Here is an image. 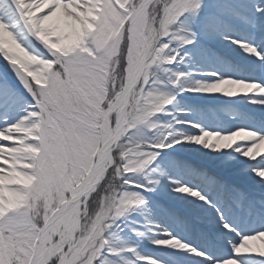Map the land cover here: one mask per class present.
Here are the masks:
<instances>
[{"label":"rangeland","instance_id":"1","mask_svg":"<svg viewBox=\"0 0 264 264\" xmlns=\"http://www.w3.org/2000/svg\"><path fill=\"white\" fill-rule=\"evenodd\" d=\"M48 2L57 3V8L60 10L56 17L60 25L56 42L53 43L52 33L47 30L43 22L39 26L33 22V27L38 29L37 37L46 46L62 56L80 52L96 59L92 48L85 46L86 38L94 34L99 44L98 51L102 49L106 53V61L102 62V66H96L97 76L89 99L94 106L107 110L109 113L103 117L89 105L91 124L97 140L90 157L93 163L84 176L76 182L75 187L78 188L91 170L94 158L103 145L104 135L108 131L106 119L111 127H114L118 111L122 107L120 92L126 85L129 72L128 68L123 67L125 59L123 32L127 17L121 18L115 9L106 13V0H86V3L82 5L83 12L77 10L76 18L71 19L64 15L66 6L60 4L58 0H48ZM211 2L212 0H206V4ZM115 3L124 9L128 0H115ZM233 3L238 6L242 15L249 18L255 16V23L258 26L255 30L243 21L229 20L216 33L210 36L201 33L195 45L181 49L180 56H184L185 52L189 53L183 62L178 56L174 64L163 67L156 65L151 69L143 60L142 73L137 84L139 87L136 86L132 92L127 123L108 159L107 168L112 165L114 159L119 161L123 158L122 151L132 156L142 155L144 151L156 152V158L145 170L129 174L136 183L145 185L147 190L135 187L127 190L139 192L144 197L145 203L131 207L124 216L116 219L109 216L103 208L100 212L94 213L97 201L106 193L111 196L121 186L118 176L122 173L118 169L102 186L98 196L91 202L88 198L84 199L82 201L84 207H79L75 216L64 219L62 225L67 230L69 238H76V233L81 232L84 225L88 224L87 235L81 239L86 243L94 244L106 230V226L101 228L97 221L99 220L102 224L104 220H107L111 223V227L106 232V237L112 247L124 250L119 256L110 257L115 264H145L144 260L138 259L139 257L153 258L158 264H212L215 259L227 258L231 254V243H238L243 235L252 234L264 228V204L261 203L264 201V182L252 171L253 168L264 166V157L252 160L236 151L237 147L241 149L247 147L250 143L248 141L238 142V145L232 148L217 150L205 148L202 144L184 139L202 135L203 131H210V135L213 136L229 134L239 129L264 134V103L253 102L264 100V96L242 94L227 97L219 93L208 94L183 90L194 87L198 81L210 83L221 77L264 84V59L260 58L264 56V17L255 15L253 12V5L258 3V0H233ZM208 10L206 8L205 12ZM197 31L200 32L199 27ZM225 35L237 41L246 40L257 48L260 56L256 53H247L238 44L224 39ZM4 48L15 51L19 46L15 44L11 34L6 32L5 26L0 25V49ZM129 58L127 54L128 61ZM27 59L29 64L40 65V69L35 74L29 73V75L33 76L40 87L46 88L48 81L43 73L52 71L53 62L40 60L37 57H27ZM201 65H205V68ZM196 66H200L201 73L217 75H211V79H208L201 74H194ZM175 72L186 74L176 86L170 82L174 79ZM151 75H155L157 79L163 81V84L160 88L154 86L153 91L149 93L144 89V84L148 82ZM4 81L18 89L24 100L31 102L32 98L20 85L11 66L3 56H0V83ZM112 93H115V96L109 99ZM165 94L169 97L175 96L172 104L167 106L163 104L161 96ZM23 108L24 105L7 111L0 108V128L5 126V119L7 123H15L24 116L26 113ZM158 111L162 113L157 114ZM11 113H15V116L11 117ZM153 124L156 125L154 130L151 127ZM166 125H171V128L168 129ZM15 131L19 133V137L10 135L3 138L18 139L19 143L10 149L0 148V160L9 165L7 169H0L2 173L0 174V218H4L10 212L25 210L29 207L35 209L37 206L43 209L49 218L70 196H61L55 179L40 163L43 156L41 148L28 142L29 140L39 142L40 136L35 135L38 129L25 128ZM125 136L127 140H124ZM166 136L165 143L171 144V147L163 149L151 147L160 142L161 137ZM174 141L180 142L174 143ZM218 142H210L208 137H205L203 141L212 148H215ZM231 142L225 141L228 144ZM134 149L138 151H133ZM260 151L264 153L263 149ZM135 163V160H129V164L135 165ZM38 165L40 174L36 175L34 170ZM125 170L134 171V168L126 167ZM191 175L198 178L197 183L193 181ZM204 176H207L209 181L212 179L211 183H204ZM149 179L154 183L149 184ZM181 185L200 191L206 200L202 201L188 193L174 191V188ZM235 187L247 194V199L242 203L234 202L221 194L233 191ZM95 190L96 187L92 192ZM226 199L229 201L228 204ZM206 201L212 203L209 204ZM250 201L252 203L248 205L247 202ZM252 204L256 206V213ZM183 208L190 211L194 217L187 216ZM217 208L223 209L226 220L236 228L240 233L239 236L223 227L216 215ZM233 211L235 214L241 213L245 219L232 222L230 217ZM161 218L165 219L163 224L160 221ZM200 218H208V222L220 230V237L214 236L216 244L213 247L208 244L210 248L200 249L189 238L194 236V220H200ZM168 234H171V238H178L181 242L207 255L196 256L186 250L172 248L179 247V243L175 241H165L172 247L155 243V241L170 238ZM129 248L134 251H127L126 249ZM242 248L264 250V236L247 238ZM149 264H155V262L149 261ZM226 264H234V262H226ZM245 264H249V261L245 260Z\"/></svg>","mask_w":264,"mask_h":264},{"label":"snow or ice","instance_id":"2","mask_svg":"<svg viewBox=\"0 0 264 264\" xmlns=\"http://www.w3.org/2000/svg\"><path fill=\"white\" fill-rule=\"evenodd\" d=\"M58 2L66 6L64 15L71 19L76 18L77 10L83 12L82 5L86 3V0H78V4L77 0H58ZM206 8L209 9L207 12H205ZM112 9H115L121 18L127 17L123 32L125 49L123 67L125 69L128 68L129 63L128 51H133L134 55L142 58L144 63L153 69L156 65L163 67L176 63L181 49L195 45L201 33L209 36L216 33L229 20L243 21L253 30L258 27L255 23V16L249 18L242 15L233 0H212L210 4H206V0H128L124 9H121L115 0H106L105 12L110 13ZM59 12L57 3H49L48 0H2L0 3V25L5 26L6 32L11 34L15 44L19 46L15 51H9L7 48L0 49V56L8 62L20 85L32 98L29 103L20 95L19 90L10 86L7 81L0 83V108L7 111L24 105L23 110L26 113L15 123H7L5 119V126L0 128V134H2L0 148L10 149L19 143L18 139L3 138L10 135L19 137L16 129H38L35 135L40 136L39 142L35 140L28 142L41 148L43 156L40 163L55 179L63 197L72 196L78 191L75 188L76 182L84 176L93 163L90 157L97 137L91 124L88 100L97 76L96 66H102V62L106 61V53L102 49L98 51L99 44L94 34L86 38L85 46L92 48L96 59L80 52L62 56L46 46L37 37L38 29L33 27V22L37 26L43 22L47 30L52 33L51 39L55 43L60 27L56 21ZM253 12L255 15L264 17V0H258V3L253 5ZM197 27L200 32L197 31ZM224 39L238 44L247 53H256L260 56L257 48L246 40H233L227 35ZM188 55L189 53L185 52L184 56H180L181 62ZM27 57H37L40 60L53 62L52 71L43 73L48 81L46 88L40 87L33 76L29 75V73L35 74L40 69V65L29 64ZM260 58L264 59V56ZM185 75L183 72H175L173 73L174 79L170 82L174 86L179 85ZM211 75L217 74L211 73ZM162 84L163 81L151 75L148 82L144 84V89L151 93L154 86L160 88ZM183 90L208 94L219 93L227 97L242 94L264 96V84L231 77H221L210 83L198 81L194 87ZM113 96L115 93H112L109 99ZM161 100L167 106L173 103L175 96L169 97L165 94L161 96ZM253 102L264 103V100ZM159 113L162 112L158 111L157 114ZM151 127L154 130L156 125L153 124ZM166 127L170 129L171 125H166ZM241 130L247 135H241ZM205 137H208L210 142H219L215 148L209 147L208 144L203 143ZM184 139L202 144L205 148L217 150L232 148L238 145V142L248 141L250 143L247 147L243 149L237 147L236 151L252 160L264 157V153L258 147L264 143V134H257L251 130L239 129L219 136L210 135V131H203L202 135ZM124 140H127V136ZM165 140L167 136L161 137L160 142L151 147L158 149L171 147L172 145L165 143ZM225 141L232 142L228 144ZM179 142L174 141V143ZM156 155V152L144 151L142 155L132 156L122 151L123 158L119 161L113 160L112 165L107 168L103 178L97 184L96 190L89 194L88 201L91 202L100 194L102 186L118 169L122 173L118 176L121 186L111 196L107 193L102 196L97 201L94 213L100 212L103 208L109 216L116 219L124 216L131 207L143 205L144 197L139 192L127 189L145 188V185L136 183L129 174L145 170ZM113 156L115 157V153ZM94 159L98 160L99 154ZM129 160H135V165L129 164ZM8 167V164L0 160V169ZM126 167L134 168V171H126ZM252 171L264 182V166L253 168ZM34 174H40L39 165L34 170ZM148 183L151 184L154 181L149 179ZM174 191L188 193L202 201L206 200L200 191L187 186H178L174 188ZM222 194L231 195L237 203H242L247 199V194L241 190ZM79 198L83 200V196ZM206 202L212 203L211 201ZM261 203L264 204V201ZM80 207L83 208L84 205L81 204ZM216 215L225 229L240 235L236 228L226 220L222 208L216 209ZM47 218L45 211L39 206L35 209L29 207L25 210L10 212L4 218H0V264H115L110 257L119 256L124 251L112 247L106 237V232L111 227V223L107 220H104L102 224L99 220L97 221L101 228L106 226V230L92 244L81 239L87 235L88 224L84 225L81 232L76 233V238H69L60 217L54 218L51 223H46ZM168 235L170 238L161 239L155 243L172 247L165 241H175L179 243V247L172 248L186 250L196 256L207 255L181 242L178 238H171V234ZM261 236H264V228L252 234L243 235L238 243L230 242L231 254L227 258L215 259L212 264H226V262L245 264V260L249 261V264H264V250L242 248L247 238ZM126 250L134 251L131 248ZM138 259L144 260L145 264H149V261L158 264L153 258L139 257Z\"/></svg>","mask_w":264,"mask_h":264},{"label":"bare ground","instance_id":"3","mask_svg":"<svg viewBox=\"0 0 264 264\" xmlns=\"http://www.w3.org/2000/svg\"><path fill=\"white\" fill-rule=\"evenodd\" d=\"M129 57H130L129 58L130 59L129 60V70H128L129 72H128V77H127V81H126V85L124 89L125 98L128 95L130 88L133 86V84L137 80V77L140 72V63L142 61V58H138L137 55H134L133 51H129ZM201 67L205 68V65H201ZM201 72L202 70L200 71V66H196L193 71L194 74H201L204 77L211 79L212 77L211 75H209L208 73H201ZM14 116H15V113H11V117H14ZM22 117L23 116H21V118ZM119 126L120 124L117 126V128L110 127L107 133L104 135L103 145L101 146L99 152L97 153V155L99 154V159L94 161L91 171L84 178L81 186L76 188L78 191L72 194L69 205L65 207L64 211L60 215L56 216V217H60L62 224L66 217L75 216L78 208L82 204V201L88 198L89 194L96 187V184H97L96 181L100 178L102 170L108 161L109 153L111 152V150L117 143L118 138H119L118 136H120ZM260 149L261 150L263 149V152H264V143L260 145ZM191 176H192L193 181L197 183L198 178H196L194 175H191ZM80 196H83V200H80L79 198ZM73 201H75V203H73ZM160 221H162V224H163L165 222V219L161 218Z\"/></svg>","mask_w":264,"mask_h":264},{"label":"water","instance_id":"4","mask_svg":"<svg viewBox=\"0 0 264 264\" xmlns=\"http://www.w3.org/2000/svg\"><path fill=\"white\" fill-rule=\"evenodd\" d=\"M127 100H128V99H127ZM69 203H70L69 200L66 201V202H64V203L61 205V207L58 208V209L52 214V216L48 219L47 223H50V222H51L56 216L60 215V214L64 211L65 207H66L67 205H69Z\"/></svg>","mask_w":264,"mask_h":264},{"label":"clouds","instance_id":"5","mask_svg":"<svg viewBox=\"0 0 264 264\" xmlns=\"http://www.w3.org/2000/svg\"><path fill=\"white\" fill-rule=\"evenodd\" d=\"M240 134L241 135H247V133L243 132L242 130H241ZM218 140H219V137H218Z\"/></svg>","mask_w":264,"mask_h":264}]
</instances>
